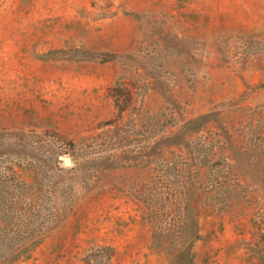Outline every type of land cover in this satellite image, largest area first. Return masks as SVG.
Masks as SVG:
<instances>
[{
	"label": "rangeland",
	"instance_id": "1",
	"mask_svg": "<svg viewBox=\"0 0 264 264\" xmlns=\"http://www.w3.org/2000/svg\"><path fill=\"white\" fill-rule=\"evenodd\" d=\"M50 195L2 264H264V0H0V201Z\"/></svg>",
	"mask_w": 264,
	"mask_h": 264
},
{
	"label": "trees",
	"instance_id": "2",
	"mask_svg": "<svg viewBox=\"0 0 264 264\" xmlns=\"http://www.w3.org/2000/svg\"><path fill=\"white\" fill-rule=\"evenodd\" d=\"M48 200H42L36 202H23V201H0V263H8L16 259L22 253L28 250V248L37 244L52 228L57 226L64 218L71 212V198L66 197L62 201H58L50 195ZM42 200V202H41ZM50 200V201H49ZM184 201L179 202V216L181 221L185 218L187 207L184 206ZM29 207V214L26 215L23 212L24 207ZM28 227V229L26 228ZM26 228V229H25ZM192 229V240L195 241L198 238V227L195 223ZM14 242L15 244L8 248H3V243ZM180 254L172 255V263H181V257H188L183 264H191L193 261V255L189 249H181Z\"/></svg>",
	"mask_w": 264,
	"mask_h": 264
},
{
	"label": "water",
	"instance_id": "3",
	"mask_svg": "<svg viewBox=\"0 0 264 264\" xmlns=\"http://www.w3.org/2000/svg\"><path fill=\"white\" fill-rule=\"evenodd\" d=\"M61 159L65 162V164L67 165H71L72 164V159L69 156H61Z\"/></svg>",
	"mask_w": 264,
	"mask_h": 264
}]
</instances>
